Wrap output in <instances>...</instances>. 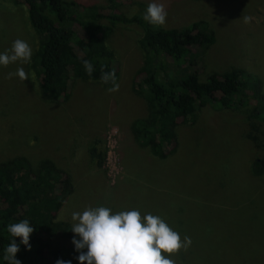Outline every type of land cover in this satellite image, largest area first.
I'll return each instance as SVG.
<instances>
[{
  "label": "rangeland",
  "instance_id": "1",
  "mask_svg": "<svg viewBox=\"0 0 264 264\" xmlns=\"http://www.w3.org/2000/svg\"><path fill=\"white\" fill-rule=\"evenodd\" d=\"M107 8L106 0H76ZM152 0H117L105 9L101 23L112 25L110 44L116 51L119 90L78 81L67 100L50 101L40 92L31 61L38 35L27 8L16 0H0V53L21 39L32 48L28 63L0 66V161L26 156L44 158L66 169L74 183L59 218L73 223V212L104 206L113 213L137 209L163 218L187 250L172 255L176 264H264V174L253 173L264 159V122L250 119L257 101L243 108L202 109L194 124H181L179 145L161 160L136 144L130 126L147 115L145 100L133 91L144 62L143 29L112 22L121 12L145 14ZM165 5L166 28L205 20L216 43L200 65L202 77L241 68L260 77L264 94V0H157ZM253 17L244 23L242 17ZM24 67L29 79H7ZM95 140L107 147L103 168L90 155Z\"/></svg>",
  "mask_w": 264,
  "mask_h": 264
},
{
  "label": "trees",
  "instance_id": "2",
  "mask_svg": "<svg viewBox=\"0 0 264 264\" xmlns=\"http://www.w3.org/2000/svg\"><path fill=\"white\" fill-rule=\"evenodd\" d=\"M106 1L107 8L76 0H16L27 8L30 25L38 35L31 69L47 100H67L78 81L111 88V82H101L102 64L106 72L115 70L118 82V57L110 44L114 27L101 23L107 9L116 10L117 0ZM143 16L128 17L121 12L109 16L112 22L137 24L143 29L139 43L144 62L134 79L133 91L145 100L148 112L130 126L137 145L161 160L169 158L179 145L178 127L196 123L208 105L243 108L255 99L250 119L264 122L260 77L241 68L202 77L199 67L217 40L207 21L166 28L148 23ZM84 60L93 64L91 75L85 71ZM107 153L99 140L90 148L100 168L106 164ZM253 173L264 174L263 158L255 160ZM73 191L72 175L50 158L37 164L26 156L0 161V264H6L4 249L12 239L20 247L16 259L21 264H56L58 259L79 264L72 224L59 218ZM24 219L34 228L29 240L31 250L7 231L9 223Z\"/></svg>",
  "mask_w": 264,
  "mask_h": 264
},
{
  "label": "clouds",
  "instance_id": "3",
  "mask_svg": "<svg viewBox=\"0 0 264 264\" xmlns=\"http://www.w3.org/2000/svg\"><path fill=\"white\" fill-rule=\"evenodd\" d=\"M167 16L165 5L152 0L143 19L152 25L163 26ZM242 19L247 24L253 17L243 16ZM31 56L30 45L17 39L10 49L0 53V66L7 67L17 61L28 63ZM83 65L85 71L91 75L94 71L91 61L84 60ZM105 67L106 65H101V82H111L109 92L118 91L115 70L106 72ZM13 77H19L22 81L29 79L24 67H19L6 76L7 79ZM71 219V231L75 234L72 243L75 251L79 253L76 257L79 264H176L171 258L172 255L179 253L181 249L187 250L191 245L190 237L184 236L181 239L180 234L163 218L151 213L142 216L137 209L113 213L104 206L87 207L82 212H73ZM7 231L12 237H19L20 243L31 250L29 240L34 228L27 219L9 223ZM19 251V245L12 239L4 249L3 261L6 264H21L16 259ZM56 264H71V261L58 259Z\"/></svg>",
  "mask_w": 264,
  "mask_h": 264
}]
</instances>
